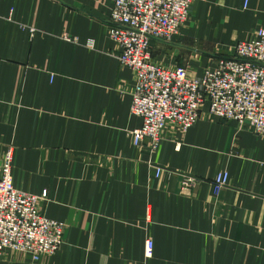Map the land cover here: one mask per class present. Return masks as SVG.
Returning a JSON list of instances; mask_svg holds the SVG:
<instances>
[{"label": "crops", "instance_id": "crops-1", "mask_svg": "<svg viewBox=\"0 0 264 264\" xmlns=\"http://www.w3.org/2000/svg\"><path fill=\"white\" fill-rule=\"evenodd\" d=\"M113 2L0 0V161L12 149L15 185L47 191L44 216L67 225L54 255L0 264H264V136L207 104L188 133L165 129L156 178L134 147L142 121L109 37ZM262 28L264 0H196L178 36L152 42V59L201 76Z\"/></svg>", "mask_w": 264, "mask_h": 264}, {"label": "built area", "instance_id": "built-area-1", "mask_svg": "<svg viewBox=\"0 0 264 264\" xmlns=\"http://www.w3.org/2000/svg\"><path fill=\"white\" fill-rule=\"evenodd\" d=\"M196 0H114L109 37L120 48L118 61L133 71L131 115L142 121L133 131L134 147H144L148 165L160 178L164 169L153 157L168 126L186 134L209 105L212 116L236 122L264 136V29L234 46L235 55L220 59L201 76L185 67L169 69L151 55L153 41L171 42L190 21ZM32 34L35 30L31 29ZM70 41L69 37H65ZM12 149L0 161V256L25 255L33 262L54 255L65 242L67 225L44 216L48 192L35 195L18 188L13 179ZM229 172L213 179L215 194L229 182ZM196 182L186 178L183 187ZM154 243L147 241V255Z\"/></svg>", "mask_w": 264, "mask_h": 264}, {"label": "rangeland", "instance_id": "rangeland-1", "mask_svg": "<svg viewBox=\"0 0 264 264\" xmlns=\"http://www.w3.org/2000/svg\"><path fill=\"white\" fill-rule=\"evenodd\" d=\"M195 125H196V124H195ZM195 125H194V126H195ZM191 129H192V128H191ZM187 133H188V132H187Z\"/></svg>", "mask_w": 264, "mask_h": 264}]
</instances>
